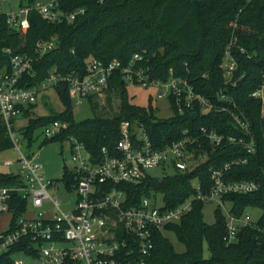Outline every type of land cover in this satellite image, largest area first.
<instances>
[{"label": "trees", "instance_id": "16d2710c", "mask_svg": "<svg viewBox=\"0 0 264 264\" xmlns=\"http://www.w3.org/2000/svg\"><path fill=\"white\" fill-rule=\"evenodd\" d=\"M35 1L19 0L18 5H31ZM78 7L84 11L70 21H47L34 8L28 12L26 29L12 28L2 21L0 62H6L2 51L5 47L11 53L31 57V71L22 75V85H38L50 72L83 75L92 58L103 61L117 58L126 63L137 52L142 56L138 65L151 78L166 79L170 75L185 78L195 92L210 101L211 107L204 111L194 99L191 106L179 112L173 94H169L173 114L158 118L151 108L129 102L125 84L116 73L111 86L119 96L117 111L109 116L98 113V102L90 95L93 117L75 120L68 84L60 80L53 87L64 105L63 110L55 111L48 106V113L34 116L31 113L35 102L21 106L22 115L28 118L20 128L21 136L28 139L29 145L35 130H42L47 123L59 119L66 121L67 127L45 141L72 136L96 157L102 146L110 151L114 149L123 120H129L132 126L142 125L155 148L184 135L195 138L190 148L195 158L205 154L204 160L190 170H176L161 177L145 173L138 181L119 183L118 187L125 192V204L136 205L143 196L156 198L160 193L165 206L174 207L194 195L193 180L205 193L213 183L212 170L222 169L229 163L222 172L224 180H254L258 188L246 193H227L222 200L229 202V210L235 216L246 205L259 206L260 216L256 222L241 226L235 238L228 241L220 206L215 221L207 223L201 212L205 200L192 198L191 208L180 220L163 227L176 233L185 250L175 251L162 229H156L148 263L264 264V116L262 98L252 94L263 80L264 0H62L58 3L64 12ZM39 41H53V46L42 51ZM227 48L236 62L230 81L225 80L221 66ZM233 114L248 122L249 133L235 122ZM201 127L242 137L244 142L224 140L214 147ZM250 142L253 151L247 150ZM12 146L0 117V151ZM236 159L244 161L233 162ZM72 176L71 170L64 168L61 179L68 187ZM22 184L18 173L0 172V186ZM8 205L11 219L5 230L26 210V199L19 192L11 191ZM204 241L208 257L202 253ZM27 242L28 237H24L0 253V264H10L13 253L24 248Z\"/></svg>", "mask_w": 264, "mask_h": 264}, {"label": "built area", "instance_id": "2783aa9c", "mask_svg": "<svg viewBox=\"0 0 264 264\" xmlns=\"http://www.w3.org/2000/svg\"><path fill=\"white\" fill-rule=\"evenodd\" d=\"M62 0H36L31 5L17 6L0 12V24L4 20L10 27L26 29L29 26L28 12L36 9L47 21L61 19L72 20L84 11L83 7L64 12L58 8ZM42 51L53 46V41H39ZM6 62H0V117L6 125L12 147L18 151V171L23 179L19 186H0V212L8 211V200L11 191H17L22 197H29L35 208L42 206L44 201L51 205V214L38 210L34 216H19L12 227L0 231V253L19 243L24 237L28 242L24 248L13 253L10 264H149L147 261L153 246V234L156 229L179 221L182 215L191 208L192 198L211 200L216 197L219 204L224 205L222 196L227 193H246L258 188L254 180H224L222 169H213V183L210 189L203 193L199 184L193 180L195 193L174 207H166L164 202L158 203L155 197L143 196L138 204H125V192L118 187L121 182L138 181L146 169L162 164L168 155L176 170H190L198 162L190 145L196 140L184 135L178 140L155 148L142 125H133L129 120L120 123L119 137L110 151L101 147L99 157L90 154L84 144L75 137H69L71 144V159L74 162L70 169L73 174L72 183L67 190L73 191L75 197L70 209H60L59 199L49 193L46 180L41 174L42 165L37 153H26L20 149L15 131V120L22 113L21 106L33 103L39 91L54 85L57 81H66L68 95L80 102L83 98L105 96L113 90L111 81L116 73L125 83L142 82L143 84L161 85L173 94L177 110L192 105L197 99L204 111L210 109V101L195 92L193 85L185 78L168 76L166 79L151 78L146 69L138 65L142 56L135 52L126 63L117 58L103 61L97 58L89 60L85 74L76 72L60 74L50 72L44 81L38 85H22L20 80L24 73L31 71V57L27 54L11 53L7 47L2 50ZM223 76L230 81L236 62L228 48L224 52L222 64ZM264 86V69L262 71ZM259 89V88H258ZM252 94L260 96V92ZM162 95V94H161ZM225 97L224 95H221ZM262 98V97H261ZM235 122L247 131L248 122L233 114ZM67 127V122L59 119L47 123L42 132L46 138ZM206 139L212 146L220 145L224 140L231 143L244 142L242 137L218 133L201 127ZM249 133V131H247ZM248 151L254 148L251 142ZM196 163H195V162ZM236 159L233 162H242ZM12 160H6L11 165ZM55 188L58 184H54ZM226 237L228 241L235 238L237 230L250 222L241 220L228 209L224 215Z\"/></svg>", "mask_w": 264, "mask_h": 264}, {"label": "rangeland", "instance_id": "374dc122", "mask_svg": "<svg viewBox=\"0 0 264 264\" xmlns=\"http://www.w3.org/2000/svg\"><path fill=\"white\" fill-rule=\"evenodd\" d=\"M19 0H0V12L7 11L10 8H16ZM125 88L128 94L130 103L145 106L151 108L154 115L158 118H168L172 116L173 109L169 101V89L152 83L143 84L142 82L125 81ZM258 91L262 97V109H264V86H260ZM162 94V95H161ZM107 96L109 99H107ZM94 99L98 102L97 112L109 116L112 115L118 109L119 96L114 90L108 91V95L94 96ZM70 103L72 106V116L75 120H82L93 117L94 111L91 108L90 100L88 97L83 98L78 102L75 98L70 97ZM48 106L55 111H61L64 108L55 88L50 85L47 88L39 91L35 106L31 115L38 116L49 112ZM27 116L19 115L15 120V131L18 137L20 149L26 153H37L38 159L42 165L41 174L46 180H51L52 184L48 185V191L50 194L55 195L60 202V209L67 211L70 209V204L75 197L73 191L67 190L64 181L61 179L64 168L71 169L74 162L71 159L70 139H50L46 140L41 129H37L33 132L32 139L28 145V139L21 136L20 128L27 123ZM205 154H201L196 158V162H200L205 159ZM18 151L14 147H9L0 151V172H13L18 171ZM12 160L11 165H6V160ZM195 162V161H194ZM195 162V163H196ZM176 171V168L171 159V155H168L162 164L150 167L146 169V173L154 176L161 177L163 175L172 174ZM196 181V180H195ZM57 183L58 187L55 188L54 184ZM156 199L159 204L163 202L162 194L157 193ZM217 197L215 199L205 200L202 204L201 212L202 217L207 223L215 221L218 208L220 206L222 214L225 215L226 211L230 208L229 202H224V205L219 204ZM41 210L46 214H51V205L44 201L42 206L38 209L33 207L29 197L26 199V210L21 213V216H34L37 211ZM261 209L257 205H246L239 218L248 222H256L260 216ZM11 219V214L8 211L0 212V228L1 230L7 229ZM177 222V221H175ZM162 233L168 238L172 248L177 252L185 250V245L179 240L176 233L172 230L162 228ZM202 253L204 257L209 256V250L207 243L204 241L202 245ZM76 264H84L82 261Z\"/></svg>", "mask_w": 264, "mask_h": 264}, {"label": "crops", "instance_id": "0c3cea01", "mask_svg": "<svg viewBox=\"0 0 264 264\" xmlns=\"http://www.w3.org/2000/svg\"><path fill=\"white\" fill-rule=\"evenodd\" d=\"M262 115L264 116V109H262ZM0 231H2L1 228H0Z\"/></svg>", "mask_w": 264, "mask_h": 264}]
</instances>
